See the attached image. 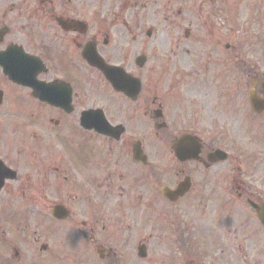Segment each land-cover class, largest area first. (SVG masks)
I'll list each match as a JSON object with an SVG mask.
<instances>
[{
    "label": "flooded vegetation",
    "instance_id": "af4514ba",
    "mask_svg": "<svg viewBox=\"0 0 264 264\" xmlns=\"http://www.w3.org/2000/svg\"><path fill=\"white\" fill-rule=\"evenodd\" d=\"M258 205L264 0H0V264H264Z\"/></svg>",
    "mask_w": 264,
    "mask_h": 264
},
{
    "label": "water",
    "instance_id": "95a60500",
    "mask_svg": "<svg viewBox=\"0 0 264 264\" xmlns=\"http://www.w3.org/2000/svg\"><path fill=\"white\" fill-rule=\"evenodd\" d=\"M259 217L264 223V206H257Z\"/></svg>",
    "mask_w": 264,
    "mask_h": 264
},
{
    "label": "rangeland",
    "instance_id": "374dc122",
    "mask_svg": "<svg viewBox=\"0 0 264 264\" xmlns=\"http://www.w3.org/2000/svg\"><path fill=\"white\" fill-rule=\"evenodd\" d=\"M246 18H249V17H247V16H245Z\"/></svg>",
    "mask_w": 264,
    "mask_h": 264
}]
</instances>
